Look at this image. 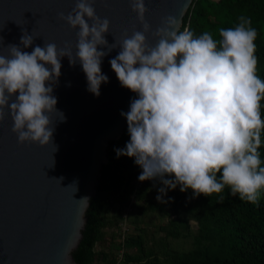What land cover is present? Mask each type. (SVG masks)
Listing matches in <instances>:
<instances>
[{"label":"clouds","instance_id":"1","mask_svg":"<svg viewBox=\"0 0 264 264\" xmlns=\"http://www.w3.org/2000/svg\"><path fill=\"white\" fill-rule=\"evenodd\" d=\"M94 2L76 0L71 12L59 13L73 29L79 28L75 53L68 41L62 48L56 43L37 45L31 53L7 45L10 55H0V121L11 115V130L21 144L54 142L56 126H51L50 114L59 113L60 122L67 119L53 94L62 74L61 59L67 57L72 67L80 63L87 90L99 97L101 84L109 82L102 58L119 48L109 61L111 68L121 86L137 98L129 111L121 112L130 141L116 149L117 156L135 157L143 169L140 181L159 179L164 187L159 188L158 201L165 202L167 190L178 185L182 192L192 189L195 196H211L228 186L233 196L256 204L264 189L258 151L264 133V81L257 75L258 32L251 18L241 15L234 28H220L216 40L207 31L199 36L188 28L181 31V20L174 15L163 17L153 30L145 0H131L142 30L130 36L125 31L109 44L105 34L111 21L97 14ZM147 33L159 38L155 45ZM33 42L25 29L20 43L27 48ZM173 174L174 179L165 178Z\"/></svg>","mask_w":264,"mask_h":264},{"label":"water","instance_id":"2","mask_svg":"<svg viewBox=\"0 0 264 264\" xmlns=\"http://www.w3.org/2000/svg\"><path fill=\"white\" fill-rule=\"evenodd\" d=\"M191 2L145 0L146 20L153 30L168 15L182 25ZM75 4L76 0H0V55H10L8 44L31 53L37 45L56 43L62 48L66 41L75 53L79 28L59 18ZM94 7L100 17L111 21L105 34L109 44L119 41L125 31L130 36L142 30L131 0H95ZM25 29L34 37L27 48L20 43ZM146 35L150 44L157 43L158 37ZM119 51L113 49L102 58V72L109 82L101 84L99 97L87 90L82 65L72 67L67 57L61 59L62 74L53 94L67 119L60 122L59 113L50 114L51 126H56L54 142L21 144L11 130V115L0 121V264H77L72 252L82 238L86 209L108 160L107 151L127 125L121 112L129 111L131 100L137 98L121 86L111 68L109 61Z\"/></svg>","mask_w":264,"mask_h":264},{"label":"trees","instance_id":"3","mask_svg":"<svg viewBox=\"0 0 264 264\" xmlns=\"http://www.w3.org/2000/svg\"><path fill=\"white\" fill-rule=\"evenodd\" d=\"M241 15L251 18L258 32L257 75L264 81V0H192L180 30L188 28L196 36L207 31L219 40V29L234 28ZM129 141L126 125L107 151L85 212L82 238L72 252L77 264H264V189L256 204L233 196L228 186L211 196H195L178 185L167 190L165 202L158 201L164 187L159 179L137 187L142 167L135 157L117 156L116 149ZM258 151L264 166V133ZM165 178L174 179V174ZM128 206L131 210L124 216ZM153 215L157 223L147 228ZM123 221L129 225L126 232L121 230Z\"/></svg>","mask_w":264,"mask_h":264},{"label":"rangeland","instance_id":"4","mask_svg":"<svg viewBox=\"0 0 264 264\" xmlns=\"http://www.w3.org/2000/svg\"><path fill=\"white\" fill-rule=\"evenodd\" d=\"M156 218V219H155ZM157 220H158V218L155 216V215H153V217H151V216H149V218H148V220H147V222H146V226H147V228H149V227H151V226H153V225H155L156 223H157ZM128 228H129V225L127 224V221L125 222V221H123L122 222V228H121V230H124L125 232H126V230H128ZM161 235V234H160ZM160 235H158V236H160ZM119 238L121 237V236H118ZM175 242H173V241H171V244H174ZM118 254V253H117Z\"/></svg>","mask_w":264,"mask_h":264},{"label":"built area","instance_id":"5","mask_svg":"<svg viewBox=\"0 0 264 264\" xmlns=\"http://www.w3.org/2000/svg\"><path fill=\"white\" fill-rule=\"evenodd\" d=\"M142 182H143V181H140L139 179H137V180H136V186H137V187H140V186L142 185ZM130 210H131V207L128 206L127 209H126V212H125L124 216H125L126 213H128Z\"/></svg>","mask_w":264,"mask_h":264}]
</instances>
